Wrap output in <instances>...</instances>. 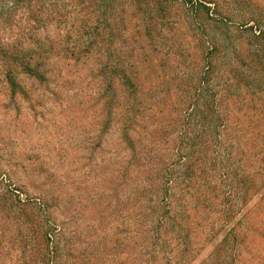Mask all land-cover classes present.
Instances as JSON below:
<instances>
[{
  "label": "trees",
  "instance_id": "trees-1",
  "mask_svg": "<svg viewBox=\"0 0 264 264\" xmlns=\"http://www.w3.org/2000/svg\"><path fill=\"white\" fill-rule=\"evenodd\" d=\"M50 64L95 66L101 133L120 138L114 202L75 226L73 264H264V4L0 0V86L24 98L18 76L45 84ZM29 203L12 239L54 264L49 205Z\"/></svg>",
  "mask_w": 264,
  "mask_h": 264
},
{
  "label": "rangeland",
  "instance_id": "rangeland-1",
  "mask_svg": "<svg viewBox=\"0 0 264 264\" xmlns=\"http://www.w3.org/2000/svg\"><path fill=\"white\" fill-rule=\"evenodd\" d=\"M232 20L239 24L242 19L233 15ZM61 68L50 64L45 84L19 75L27 91L24 98L12 97L0 86V204L5 209L0 207V264H30L27 261L34 256L25 254L21 243L12 239L16 235L21 239L23 230L30 228L23 222L36 217L29 202L45 201L49 208L39 212L38 219L58 227L53 236L61 235V240L54 264H73L67 245L75 239V226L84 230L107 212L101 204L115 199L111 175L120 138L112 123L101 133L102 101L95 93V66L75 65L62 71L67 73L65 78L59 76ZM147 74L150 86L153 75ZM138 132L140 128L135 136ZM21 209L30 218L23 217ZM41 248L43 253L47 247L41 243Z\"/></svg>",
  "mask_w": 264,
  "mask_h": 264
}]
</instances>
